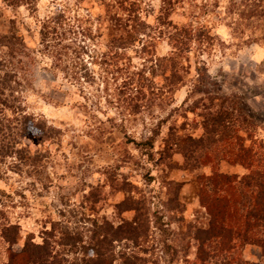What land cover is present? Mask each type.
I'll use <instances>...</instances> for the list:
<instances>
[{
	"label": "rangeland",
	"instance_id": "rangeland-1",
	"mask_svg": "<svg viewBox=\"0 0 264 264\" xmlns=\"http://www.w3.org/2000/svg\"><path fill=\"white\" fill-rule=\"evenodd\" d=\"M242 1L245 0H184L175 7L176 12L171 16L175 23L200 22L211 29L218 44L210 55L201 58L196 52L190 55L191 74L187 75L186 86L175 94L170 103L173 105L164 104L162 109L155 107L132 118L127 129L120 132L115 128L122 123L116 106L94 97L98 90H103L101 83H77L71 72H64L56 56L38 54L44 51L40 44L42 22L63 14L72 25L92 26L105 37L109 30L103 22L102 1L0 0V38L15 34L23 39L28 51L35 50V55L38 54L35 63L29 66L30 72L21 77L22 107L60 130L53 141L42 142L34 134L27 135L24 146L29 149V157L36 158L32 165L28 162L20 168L0 167L4 171L0 188L6 193L0 200V211L6 212V220L21 227L15 245L6 243L0 236V264H10L11 254H20L28 238L42 244L45 231H51L55 224L90 237L88 229L93 230L95 222H108L118 228L138 219L141 227L140 236L136 235L138 241L119 239L115 243L117 252L135 253L139 257L137 264H197L203 239L207 247L221 244L220 239L211 241L205 235L221 209L219 202L214 201L220 197L216 196L217 191L213 192L212 181L221 183L222 177H227L238 186L234 191H238L250 171L231 164L223 155H213L215 147L208 145L212 141L208 138L202 151L195 150L193 155L188 152L194 148L186 141L201 139L205 132L198 117L200 111H191L197 98L183 103L193 88L197 69L203 68L208 81L202 88L239 101L258 124L259 129L252 130L256 129L258 138L264 139V48L246 43L250 35L248 24L241 20L236 7ZM146 8L148 21L153 23L161 0H147ZM76 18L80 21L75 22ZM71 41L76 44L74 48L81 45L91 52L94 50L89 40L79 36ZM3 48L7 53L8 49ZM61 49L55 47L56 54ZM169 51L164 43L156 53L163 56ZM84 60L92 62L87 56ZM92 68L98 75L99 67ZM124 80L125 77L120 83ZM88 93L93 97L86 99ZM180 106L179 112L171 113ZM161 122L163 128L156 138L153 159L134 144H127L129 137L138 141L148 138L151 125ZM239 134L246 139V146L252 144L246 133ZM220 146H216V153ZM184 153H189L187 160ZM130 199L133 203L126 204ZM168 245L180 252L174 263L171 261L175 251H167ZM238 252L233 260L225 261L221 256L209 262L241 264L243 260L264 264L259 245L249 243Z\"/></svg>",
	"mask_w": 264,
	"mask_h": 264
},
{
	"label": "trees",
	"instance_id": "trees-1",
	"mask_svg": "<svg viewBox=\"0 0 264 264\" xmlns=\"http://www.w3.org/2000/svg\"><path fill=\"white\" fill-rule=\"evenodd\" d=\"M101 1L105 9L103 22L107 23L109 30L105 37L100 31L93 30L92 26L81 23L72 25L63 14L42 22L40 44L44 51L38 54L56 56L64 72H71L77 83H101L103 90H98L94 97L99 102L105 99L109 106H116L122 123L115 128L121 132L127 129L132 118L150 112L155 107L162 109L164 104L173 105L170 103L174 101L175 94L186 86L187 75L191 74L190 55L193 52L200 58L205 54L210 55L218 44V38L200 22L191 20L187 24H177L171 19L176 12L175 7L184 3V0H161V8L153 23L148 21L147 0ZM236 7L241 20L248 24L250 35H247L246 43L264 48V1L245 0ZM76 21L80 19L76 18ZM76 36L89 40L94 47L93 52L87 46L74 48L76 44L71 40ZM164 43H167L170 51L159 56L156 50ZM57 46L62 49L56 54ZM3 47L8 49L7 53ZM35 53V50L28 51L23 39L15 34L0 38V167L20 168L22 164L28 165V162L32 165L36 158L31 159L29 149L24 146L27 135L34 134L46 142L55 140L60 133L42 116L28 114L22 107L19 90L23 87L21 77L24 75L25 78L30 72L29 66L38 57ZM85 56L92 62H85ZM136 59H139V63H135ZM70 65L72 68L68 70ZM93 66L99 67L98 75L94 73ZM197 73V78L192 81L193 88L183 104L197 98L191 111H200L198 117L202 119L205 135L198 140L189 138L186 142L192 143L194 149L188 152L193 155L196 151H202L207 138L211 139L208 145L215 147L213 155H223L231 164L244 166L250 174L244 178L243 185L240 184L241 191H234L238 186H234L227 177H222L221 183L212 181L213 192L217 191L216 196L220 197L214 201L219 202L221 209L205 235L211 241L220 239L221 244L207 247L203 239L196 263L225 264L209 260L215 261L216 257L221 256L225 261L233 260L236 252L249 243L259 245L264 258V139L258 138L256 129L252 130L258 124L244 111L239 101L202 88L208 81L207 74L203 68H198ZM124 77L125 80L120 83ZM79 87L84 88V85L80 84ZM90 96L93 97L90 93L86 94V99ZM182 106L174 108L171 113L179 112ZM252 123L254 126L250 125ZM162 128L163 122L151 125L148 138L138 141L129 137L127 144H134L153 159L156 138L160 136ZM239 132L246 133L252 142L250 146H246V139ZM218 144L221 146L216 153ZM189 153H184L186 160ZM2 172L0 168V176ZM5 195V191L0 188V200ZM130 203H133L132 199L126 204ZM132 210L140 211L137 208ZM137 221L127 222L126 226L118 228L108 222H95L94 229H88L90 237L80 231L64 230L55 224L51 231H45L42 244H35L32 238H28L22 252L12 253L9 262L137 264L139 257L135 253L130 254L127 250L117 252L115 247L119 239L134 243L138 241L136 235L141 233V227ZM20 233V225L6 220V212L1 210V238L15 245ZM166 249L175 251L171 261L174 263L180 252L172 245L166 246ZM70 255H73L72 259ZM240 261L241 264H250Z\"/></svg>",
	"mask_w": 264,
	"mask_h": 264
}]
</instances>
